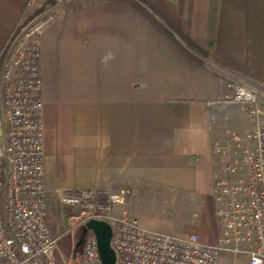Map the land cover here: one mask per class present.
Listing matches in <instances>:
<instances>
[{
	"label": "crops",
	"instance_id": "1",
	"mask_svg": "<svg viewBox=\"0 0 264 264\" xmlns=\"http://www.w3.org/2000/svg\"><path fill=\"white\" fill-rule=\"evenodd\" d=\"M29 1L0 0V52ZM152 1L208 56L189 59L123 1L32 2L29 16L46 20L39 66L51 213L68 221L59 199L67 191L125 190L132 200L118 211L129 208L144 227L215 243L225 175L216 147L230 143L228 131L254 126L227 97L236 85H264V0ZM151 195L191 206L182 233L159 229L167 214L141 206Z\"/></svg>",
	"mask_w": 264,
	"mask_h": 264
},
{
	"label": "built area",
	"instance_id": "2",
	"mask_svg": "<svg viewBox=\"0 0 264 264\" xmlns=\"http://www.w3.org/2000/svg\"><path fill=\"white\" fill-rule=\"evenodd\" d=\"M29 1L16 29L0 52V264H57L58 237L51 222L45 188L43 79L39 66L40 33L46 20L30 17ZM264 85H236L227 100L254 120L230 143L217 146L225 175L216 181L220 234L215 243L197 233L175 235L141 225L129 208L132 193L67 191L63 205L88 213L113 228L116 264H219L223 253L246 255L264 264ZM79 264H102L97 237L88 231Z\"/></svg>",
	"mask_w": 264,
	"mask_h": 264
},
{
	"label": "rangeland",
	"instance_id": "3",
	"mask_svg": "<svg viewBox=\"0 0 264 264\" xmlns=\"http://www.w3.org/2000/svg\"><path fill=\"white\" fill-rule=\"evenodd\" d=\"M261 106L264 107V101L263 103H261ZM235 110L238 111V108H235ZM215 194H217V189L215 190ZM155 196L151 195V198L150 197L149 199L145 198L144 199L145 201L142 200L141 206H143V209L146 211L154 210V209H156V211L160 210L162 211L161 212L162 214L165 213V215L167 214V216L170 217V218L160 217L159 220L156 219L157 222L166 225V227L163 226V228L161 227L159 229L177 234L182 233L183 232L182 228L184 225L183 221H185L184 219L187 220L191 206H188L187 204L185 205L184 203H180V202H172V201L170 202L168 200L166 201L167 197H170L169 195H155ZM181 200H185V198H181ZM194 201L197 203L198 199L195 198ZM218 206H219V202L217 201V207ZM65 207H69V206L62 204V208L64 209ZM146 207H149L150 209H147ZM59 210L62 211L61 207ZM216 213H217V209H216ZM51 215H52L51 222L55 231V235L58 238L59 236L63 237V235H66L64 239L62 238L63 239L61 240L62 242L60 241L63 249L61 247H60L61 249H59L58 247L54 254L57 264H79L80 256L77 258L73 256L74 248L76 247V243L79 240L82 231L81 226L78 225L79 220L69 219L68 221H64L63 218L56 217L54 211L51 213ZM217 223L219 224L218 220ZM68 224H70V228L64 230V227L62 228V225L67 226ZM56 229H58V231ZM69 236L71 237V240L73 242V251L71 254L69 248V241L67 238ZM80 254H81V249H80ZM219 264H250V262H249V258L246 255L235 256L229 253H223L220 257Z\"/></svg>",
	"mask_w": 264,
	"mask_h": 264
},
{
	"label": "trees",
	"instance_id": "4",
	"mask_svg": "<svg viewBox=\"0 0 264 264\" xmlns=\"http://www.w3.org/2000/svg\"><path fill=\"white\" fill-rule=\"evenodd\" d=\"M123 1L134 9H136L141 15H143L155 28L170 40L183 54L189 59L200 63V60L196 55L207 57V52L188 39L182 34L174 25V23L161 11V9L152 0H117ZM66 217L69 219L81 220L85 218L88 213L82 210L75 209L73 207L64 208ZM70 228V224L64 226V230ZM82 234V233H81ZM81 237V235H80ZM73 256L75 258L80 256V249L74 248Z\"/></svg>",
	"mask_w": 264,
	"mask_h": 264
},
{
	"label": "water",
	"instance_id": "5",
	"mask_svg": "<svg viewBox=\"0 0 264 264\" xmlns=\"http://www.w3.org/2000/svg\"><path fill=\"white\" fill-rule=\"evenodd\" d=\"M88 231H93L97 237L102 264H116L117 255L112 247L113 228L111 224L107 221L96 218L88 220L82 228V234L76 243V248L81 249L84 236Z\"/></svg>",
	"mask_w": 264,
	"mask_h": 264
}]
</instances>
